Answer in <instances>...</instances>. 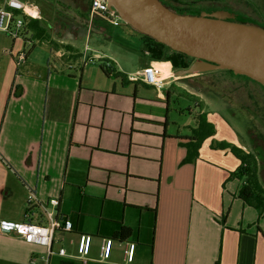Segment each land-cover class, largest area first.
I'll list each match as a JSON object with an SVG mask.
<instances>
[{
	"label": "crops",
	"instance_id": "obj_1",
	"mask_svg": "<svg viewBox=\"0 0 264 264\" xmlns=\"http://www.w3.org/2000/svg\"><path fill=\"white\" fill-rule=\"evenodd\" d=\"M48 5L46 21L53 26L69 19L56 17L57 9L89 15L87 0ZM48 8L40 7L42 13ZM85 29L125 41L139 64L124 66L115 49L88 52L95 58L86 63H64L51 51L45 61L31 63L28 54L18 66L27 43L11 37L19 48L0 84V223L45 221L40 207L29 210L32 189L43 201L58 197V213L72 220L73 230L55 232L49 256L46 246L0 230V264H264V211L240 197L244 178L234 172L241 159L222 144L249 150L233 124L209 110L210 102L179 103L201 94L204 82L257 110L264 86L228 69L176 76L172 62L151 58L143 36L123 23L96 16ZM116 31L121 36L115 38ZM154 61L170 62L162 87L127 78ZM108 62L111 74L104 70ZM201 113L214 132L195 154L188 145L196 141ZM262 171L258 167L264 185ZM125 227L130 231L121 237ZM81 232L94 236L87 262L75 257ZM103 237L114 240L105 259ZM127 241L136 242L132 261ZM60 247L68 255H59Z\"/></svg>",
	"mask_w": 264,
	"mask_h": 264
},
{
	"label": "water",
	"instance_id": "obj_2",
	"mask_svg": "<svg viewBox=\"0 0 264 264\" xmlns=\"http://www.w3.org/2000/svg\"><path fill=\"white\" fill-rule=\"evenodd\" d=\"M140 33L195 57L176 76L219 69L244 74L264 86V25L214 18L198 11L179 13L162 0H106Z\"/></svg>",
	"mask_w": 264,
	"mask_h": 264
},
{
	"label": "rangeland",
	"instance_id": "obj_3",
	"mask_svg": "<svg viewBox=\"0 0 264 264\" xmlns=\"http://www.w3.org/2000/svg\"><path fill=\"white\" fill-rule=\"evenodd\" d=\"M32 1L37 3L40 7L44 6V8H46V6L48 8L49 6L48 1L53 2V0H32ZM182 1L194 3V7L197 9L194 11H198L199 13L202 12L204 14H209V12L212 9H229L230 11L240 12L247 16H254V18L255 17L260 18L264 22V0H182ZM80 2H82V0H80ZM49 11L50 8L43 10L44 13V18H42L43 20H46V15H48ZM43 13H42V17H43ZM58 25L60 24L54 26V31L58 36L76 37L78 38V40H80V44L82 45L88 43L90 46L89 52H92L94 50L99 52L114 51L116 49V55L118 56L119 60L124 63V66L129 67L132 66L133 64L135 65L139 64V60L137 56H133L131 53L130 54L128 53L129 49L124 44L125 41L116 38V36H121V34H119L117 31L114 32V37L116 38V40H112L109 39L108 37H105L101 32H98L97 30H93V31H87V29L81 30L84 27L82 25L79 26L75 25V27L64 26L63 23L61 26ZM123 25L125 27L128 26V24L125 22H123ZM109 30L112 31V28H110ZM32 40L33 39H31V42H33ZM118 40H121L123 43H121ZM22 41L24 40L22 39ZM31 42L26 41L27 43L26 48L25 46H23L21 47V49H19L18 52L26 50V52L30 55L31 63L45 61L46 58L50 56V50L48 46L45 43L41 44L36 41H34V44L32 45ZM17 47L19 48L18 45L17 46L13 45L12 38L7 33V31L0 29V84L4 78L10 60L12 59L11 53L16 51ZM59 54H61L60 51ZM215 71L218 72L219 70H215ZM232 75L237 76V74L235 73ZM189 82L190 83L186 82L187 84H190L188 86H191V84H196L192 81ZM199 84L202 89V93L195 95L192 100H187L188 99L187 97L186 100L184 99L180 100L179 103H181V106L182 104L183 105L186 104V102L188 104L191 103L194 106L195 105L194 102L198 100L200 101L204 100L203 104H206V101L210 102L212 107H209V110H214L215 112L221 113L228 121H230V123L233 124L234 128L239 134L240 141L238 142L244 145L249 150L250 153H253L254 155L257 156L255 159L257 161L258 167L264 166V102H262L263 104L262 107L257 108V110L251 107H242L240 106V104H238L237 101L231 99L229 94L226 95L225 93H222L223 88L222 89L218 88L215 85L211 86L208 83H204V82H200ZM183 101H185V103ZM224 103H226V105L229 108L223 107ZM174 104H177V102H174ZM263 174L264 171H262V175ZM263 178L264 176H262V182L264 183ZM113 243L114 240H112L111 242V250L113 247Z\"/></svg>",
	"mask_w": 264,
	"mask_h": 264
},
{
	"label": "built area",
	"instance_id": "obj_4",
	"mask_svg": "<svg viewBox=\"0 0 264 264\" xmlns=\"http://www.w3.org/2000/svg\"><path fill=\"white\" fill-rule=\"evenodd\" d=\"M96 16H100L113 25H120L123 23V19L118 15V13L111 9L106 0H91L90 2V15L89 20L93 21ZM25 17L33 19H41L42 13L41 9L37 3L31 0H0V29L7 31V33L13 39H23L27 42H31L30 33H28L25 28ZM32 45L34 44V41ZM38 42V41H36ZM90 51V46L88 43L84 45V54L82 57L83 63L88 61H93L94 56L88 55ZM28 58V53L26 50L18 52L17 63H24ZM109 66L110 63L108 62ZM127 78L130 81H143L148 84H152L156 87H162L164 84V75L162 70L150 63L143 67L136 69L133 72L128 73ZM27 204L29 210L40 207L43 211V216L45 221H7L4 220L0 223V230L3 233H8L10 231H15L20 237L29 243L39 244L46 246L48 248V256L55 253L52 249V244L54 241L55 232L58 230L62 231H72L73 222L70 218L59 215L58 206L60 200L58 197L50 198L47 201H43L34 190L30 189L27 195ZM93 234L81 232L78 234L77 239V253L75 257L87 262L88 255L91 252ZM112 237H103L100 254L102 259L108 257L111 251ZM136 242L127 241L125 254L129 261H132L135 255ZM59 255H68L65 247H60L57 250ZM35 260L32 258V262Z\"/></svg>",
	"mask_w": 264,
	"mask_h": 264
},
{
	"label": "trees",
	"instance_id": "obj_5",
	"mask_svg": "<svg viewBox=\"0 0 264 264\" xmlns=\"http://www.w3.org/2000/svg\"><path fill=\"white\" fill-rule=\"evenodd\" d=\"M89 3V15H90V2ZM164 4L169 6L171 9L179 13H187L197 10L194 7V3L182 1V0H162ZM172 2V3H171ZM259 7V6H258ZM260 8V7H259ZM56 17H69L65 21L64 26H74L82 25L84 26L81 30L86 28V25L89 20L88 13H80V17L74 16L71 17V14L68 13L65 9H57L53 12ZM200 14H204L200 12ZM214 18H225L229 20H247L250 19V16H247L243 13L230 11L229 9H212L209 14ZM251 20V19H250ZM255 21V20H253ZM257 22V21H256ZM260 23V22H258ZM129 25V24H128ZM264 25V24H263ZM131 26V25H129ZM132 27V26H131ZM25 28L26 31L30 33V37L33 40L38 41L39 43H47L49 49L52 53L57 55V52H61L59 59L64 63L69 62H78L81 61L84 50L83 46L80 45V40L76 37H61L58 36L54 31V26L50 23H47L43 19H33L25 17ZM133 28V27H132ZM134 29V28H133ZM136 30V29H135ZM137 31V30H136ZM139 32V31H138ZM140 33V32H139ZM146 41V51L151 58L155 60H170L173 64L175 70L180 68H187L195 60V57L188 55L182 51L175 50L165 43L159 42L156 39L148 36L146 34L140 33ZM17 62V61H16ZM19 66V64L17 63ZM107 68H104L105 72L108 74L112 73L110 69L111 65H107ZM104 66V65H103ZM233 72L232 70L228 69ZM116 74H120L119 72ZM245 77H248L244 74ZM250 78V77H248ZM199 126L194 131L196 134V141L188 145L190 152L195 149V154L198 153L197 149L205 136L209 133H213V125L206 121V114L201 113L199 115ZM210 129V130H209ZM209 130V131H208ZM198 135V137H197ZM230 146L232 151L241 159V164L237 168L235 175L242 176L244 178V183L242 184L239 195L240 197L248 204L256 207L261 212L264 211V185L261 183L258 176V164L254 155L250 152H245L236 145L230 143H223L222 146ZM130 231L129 228L125 227L122 229L121 237L125 236L127 232Z\"/></svg>",
	"mask_w": 264,
	"mask_h": 264
},
{
	"label": "bare ground",
	"instance_id": "obj_6",
	"mask_svg": "<svg viewBox=\"0 0 264 264\" xmlns=\"http://www.w3.org/2000/svg\"><path fill=\"white\" fill-rule=\"evenodd\" d=\"M154 63L157 65V67H159L162 70L164 76H166L165 74L168 75L172 73L170 70V62L154 61Z\"/></svg>",
	"mask_w": 264,
	"mask_h": 264
},
{
	"label": "flooded vegetation",
	"instance_id": "obj_7",
	"mask_svg": "<svg viewBox=\"0 0 264 264\" xmlns=\"http://www.w3.org/2000/svg\"><path fill=\"white\" fill-rule=\"evenodd\" d=\"M249 18H250L251 20H255V21H257V22H260L261 24H264L263 20H261L260 18H257V17L254 18V16H250Z\"/></svg>",
	"mask_w": 264,
	"mask_h": 264
}]
</instances>
